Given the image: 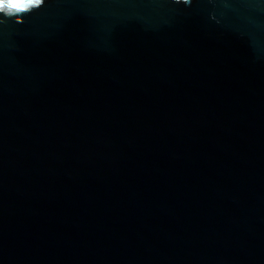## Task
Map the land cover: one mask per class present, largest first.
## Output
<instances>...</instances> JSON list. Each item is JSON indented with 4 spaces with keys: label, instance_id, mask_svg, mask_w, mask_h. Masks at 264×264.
Returning <instances> with one entry per match:
<instances>
[{
    "label": "water",
    "instance_id": "obj_1",
    "mask_svg": "<svg viewBox=\"0 0 264 264\" xmlns=\"http://www.w3.org/2000/svg\"><path fill=\"white\" fill-rule=\"evenodd\" d=\"M0 20V264H264V0Z\"/></svg>",
    "mask_w": 264,
    "mask_h": 264
},
{
    "label": "clouds",
    "instance_id": "obj_2",
    "mask_svg": "<svg viewBox=\"0 0 264 264\" xmlns=\"http://www.w3.org/2000/svg\"><path fill=\"white\" fill-rule=\"evenodd\" d=\"M43 2L37 4L35 7H39ZM16 7H23V0H0V13L4 14L6 17H12L13 15L19 14L14 13L10 10V8H16ZM30 10L27 9L25 11ZM22 11V12H25ZM4 20H0V23H4Z\"/></svg>",
    "mask_w": 264,
    "mask_h": 264
},
{
    "label": "snow or ice",
    "instance_id": "obj_3",
    "mask_svg": "<svg viewBox=\"0 0 264 264\" xmlns=\"http://www.w3.org/2000/svg\"><path fill=\"white\" fill-rule=\"evenodd\" d=\"M41 2H43V0H23V7L10 8V10L14 13H19L29 8L35 7Z\"/></svg>",
    "mask_w": 264,
    "mask_h": 264
}]
</instances>
